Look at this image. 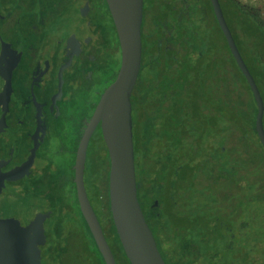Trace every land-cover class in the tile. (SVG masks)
Masks as SVG:
<instances>
[{
	"label": "trees",
	"instance_id": "1",
	"mask_svg": "<svg viewBox=\"0 0 264 264\" xmlns=\"http://www.w3.org/2000/svg\"><path fill=\"white\" fill-rule=\"evenodd\" d=\"M99 1L103 2L102 8L105 11L101 9L102 21L96 23L97 27L92 21L89 27L86 26L88 18L83 17L84 5L81 0H75L74 4L75 7L81 8L77 15L87 32L85 34L93 40L100 38L101 49L104 51L100 59L104 63L102 68L105 73L101 74L97 83L106 79V84H109L117 73L119 46L107 6L104 0ZM99 1L97 0V5ZM230 4V1L224 0L225 16L227 20L230 19L229 28L264 103V24L256 12L243 7L237 0H233L232 9L227 11V5ZM78 33L75 30L74 35L69 36L74 43L78 40L76 38ZM218 33L224 41L225 55L220 49L213 50L209 42L203 38L200 53L186 52L180 58L173 56L148 58L141 66L135 92L131 97L135 127L138 125L134 130L137 196L145 220L166 264H248L245 252H250V257L254 255L251 252V244H248V250L246 248L243 251L236 249L235 244L232 250V244L226 242L230 236L229 223L232 219L238 222L239 213L229 212V220L226 221L221 214L226 210L224 212L217 210L218 200L214 198L213 204L208 207L206 204L199 205L196 198L192 197L195 193L188 201V214L185 216L174 209L176 202L172 200L174 196L179 198L182 196L188 182L191 185L202 182L200 162H213L212 155L200 158L204 150L206 152L209 148L212 149L216 161L220 164L227 159L236 158L240 168L235 170V176H239L242 170L246 171L249 167L245 154L247 149L249 150V145L257 142L263 148L255 131L257 107L252 92L220 30ZM228 62L231 64L230 67L229 65L227 67ZM230 69L233 71L232 76ZM246 93L250 99L249 106H244L242 102ZM91 110L92 108L85 112L83 110L84 120ZM245 112L249 113L251 120L250 125L243 127L241 117ZM236 130L240 132L237 133ZM96 136L103 140L99 131L93 134L91 140ZM103 145L105 147L104 143ZM106 155L108 171L109 158L107 153ZM210 174H214V170ZM86 190L92 208L97 211L98 220L102 215L109 230L112 241L108 244L115 260L117 255L118 258H123L126 264H130L113 225L107 188L104 196L98 181L91 180ZM200 195L201 192L198 196ZM76 204L78 206L77 200ZM221 205L225 206L224 209H229L232 203L224 205L222 201ZM204 210L209 213L205 215V221H202L201 213L202 211L204 213ZM78 213L79 217L68 216L60 221L57 227L55 223L51 225L52 229L57 228V232L59 228L70 227L74 230L70 234L80 237L83 255L78 259L72 258L74 262L70 264H105L80 210ZM79 225H82V228ZM183 228L189 232L182 233ZM65 235L57 233L56 238L60 239ZM198 238L203 245L194 242ZM240 246L243 248L245 245ZM59 248L66 250L67 246ZM61 253L56 255L57 259L65 257ZM233 253H237L238 256Z\"/></svg>",
	"mask_w": 264,
	"mask_h": 264
},
{
	"label": "rangeland",
	"instance_id": "2",
	"mask_svg": "<svg viewBox=\"0 0 264 264\" xmlns=\"http://www.w3.org/2000/svg\"><path fill=\"white\" fill-rule=\"evenodd\" d=\"M237 1L256 12L264 24V0ZM57 2L58 0H0V264H70L74 262L72 258L78 259L84 252L79 235L70 234L74 231L72 228H59L57 232V228L52 229L51 226L55 223L57 227L68 216L79 217L73 162L83 129L76 119L75 122L71 120L61 124V130L57 129L56 118L54 126L50 123L52 114L57 117V110L51 104L62 97L61 80L54 82L53 91L45 95L42 75L46 69H55L52 48L58 41L69 49L68 52H72L69 46L79 44L88 36L77 15L81 8L75 7V0H66L61 4ZM212 25L209 22L203 36L200 34L195 38V51L201 52V40L205 38L213 50L220 49L225 55L224 41ZM75 30L79 32L76 38L80 39L74 43L69 36H73ZM72 60L71 54L62 68L69 69ZM228 65L231 66L230 62L227 67ZM232 72L230 69V76ZM88 91H85L86 94ZM74 99L76 102V95ZM8 101H12L10 107H7ZM249 101L246 93L242 99L244 106H249ZM44 105L48 107L46 111L43 109ZM19 108L24 110L22 112L26 116L23 117L21 128L7 123V117L18 114ZM35 114L37 123L33 119ZM241 119L243 127L250 125L249 113L245 112ZM10 126L12 127L8 128ZM33 126L37 127L36 131L30 129ZM15 141V145H20L22 150L20 156L17 155ZM8 146L11 155L8 154ZM42 152H45L44 157ZM245 154L249 167L235 176V170L240 168L236 158L227 159L220 164L212 149L209 148L206 152L204 150L200 158L212 155L213 162H200L203 185L202 182L194 185L188 182L182 196H174L172 200L176 202L174 209L185 216L188 214V201L195 193L197 196L192 197L196 198L199 205L206 204L208 207L213 204L214 198L218 200L217 210H226L221 213L226 221L229 212L239 213L240 222L245 223L242 228L244 235L241 241L236 239L235 245L251 244V252L257 255L260 252L258 243L264 237V185H260V180L264 182V150L260 144L253 142ZM85 166L86 186L91 180L102 184L108 174L107 155L102 140L98 137H93L90 141ZM212 170L214 174H210ZM41 175L42 183L36 187V181ZM103 194L106 196L105 191ZM222 201L224 205L232 203L231 207L224 209ZM204 211L201 213L202 221H205V215L209 213ZM237 223L239 222L233 219L229 223L234 227L233 231H236ZM79 227L82 228V225ZM185 232L188 233L189 230L183 228L182 233ZM57 233L67 234L65 236L68 237L56 238ZM199 240L201 241L198 238L194 242L203 245ZM59 246L67 248L61 250ZM61 252L65 257L57 259L56 255ZM116 263L126 264V261L116 255Z\"/></svg>",
	"mask_w": 264,
	"mask_h": 264
},
{
	"label": "water",
	"instance_id": "3",
	"mask_svg": "<svg viewBox=\"0 0 264 264\" xmlns=\"http://www.w3.org/2000/svg\"><path fill=\"white\" fill-rule=\"evenodd\" d=\"M228 48L252 92L257 112L255 131L264 147V103L223 17L218 0H210ZM120 48L114 80L101 94L77 146L74 182L80 213L105 264H117L90 204L83 181L89 139L98 124L109 158L108 202L120 244L130 264H166L150 230L138 196L134 164L131 93L141 67L143 0H106Z\"/></svg>",
	"mask_w": 264,
	"mask_h": 264
},
{
	"label": "flooded vegetation",
	"instance_id": "4",
	"mask_svg": "<svg viewBox=\"0 0 264 264\" xmlns=\"http://www.w3.org/2000/svg\"><path fill=\"white\" fill-rule=\"evenodd\" d=\"M63 1L65 2L66 0H58L57 4L59 3L61 4V2ZM228 1H230L231 4L227 5V11L229 9L231 10L232 9L231 7L233 5V0H228ZM81 2L84 5L83 7L84 12L82 10L83 17L88 18L86 19L87 27H89L90 23L92 24V22L96 26V23L98 21L99 22L102 21L101 19L102 10L101 9H103L102 8L103 2L99 1L100 2L98 3L99 6L96 3L97 0H81ZM218 2L222 10L223 17L229 28L230 19L227 20L225 16L226 11L223 8L224 0L222 2L221 0H218ZM104 4L107 6L108 14L112 20L106 0H104ZM103 10L105 11V9ZM209 22L213 23L212 26L215 29V32L217 34H219L218 31L220 30L223 38L225 39L219 27V24L217 22L216 16L213 11V6L210 0H143L142 22H141V28H140L141 66L148 60V58H162L163 56H167V57L173 56L175 58H180L181 56L186 54V52H190V54H192L193 52H195V48H194L195 38L199 36L200 34H202L203 36V32L207 30ZM112 24L115 30L113 20H112ZM100 29H101V25L98 28V32ZM115 35L117 37L116 30H115ZM202 36L200 37V39H202ZM77 39L79 40L80 38H77ZM63 45L64 44H60V41H58V43L53 46L52 50H54V52L52 54V60L56 62L55 69H51V68L46 69L45 71H43V75H42L43 80H44V83H43L44 90L43 91L45 92L44 93L45 95H48V93L52 92L53 91L52 86L54 82H59L61 79L60 91H61L62 97H59V100L53 101L51 104L57 110V117H55V115L52 114L50 123L54 126L55 118H56V122L58 123L57 129L61 130V126H62L61 124L67 123L71 120L75 122V119H76L77 123L81 126L84 132L85 127L89 121V118L91 117L92 112L95 108V105L97 104L101 94L103 93L105 88L114 80L116 75L109 84H106L107 82L106 79L104 82L100 81L99 83H97L98 79L101 78V74L105 73L104 68H102V65H104V63L100 59V56L104 53V51H102L101 49L100 38L93 40V38L89 37L88 35L86 38H84L82 42H79V44L69 46V48H72V52H68L67 50L69 49H67L66 47L64 48ZM118 46H119V42H118ZM71 54H72L73 60H72L70 68L69 69L62 68L63 63L66 61V59H69V56ZM244 62L246 64L245 60ZM119 65H120V48H119L118 68H119ZM60 67L62 68L61 72H60ZM140 70H141V67H140ZM117 72H118V69H117ZM135 86L132 90L131 97L132 95H134ZM86 90L87 91L89 90L87 94L85 92ZM75 95H76V102L74 101ZM11 103L12 101H8L7 107H10L12 105ZM131 107H132L131 114H132L133 147H134V157H135L136 151H135V143H134L135 142L134 130L138 125H136L135 127V122L133 119L134 108H133L132 102H131ZM47 108L48 107L44 105L43 107L44 111H46ZM54 108L52 109L53 113H54ZM85 108H87L88 110L92 108L86 120L83 119L84 118L83 110L84 112L88 111ZM70 110H73V111L68 112ZM18 111H19L18 114H13L14 116L7 117L8 118L7 123L9 125L14 124V126L21 128V124L23 123V117L25 118L26 116H24L25 112H22L24 110H22L21 108H19ZM33 119L37 123L36 114ZM11 127L12 126L8 128H11ZM33 127L34 128H30V129L31 130L35 129L36 131L37 127L36 126H33ZM16 131H18V129ZM98 131L101 134L100 124H98L96 128L94 129L89 139L88 146H89V143L91 141L93 134L97 133ZM10 143H12L11 140H10ZM16 143L17 141L14 142V145ZM102 143H104L103 140H102ZM19 146L20 145H15V147L18 150V153H17L18 156L21 155V151H22ZM88 146H87V151H86V159H87V153H88ZM7 149H8L7 150L8 154L11 155L10 147L8 146ZM45 152H46V149H45ZM45 152L41 153L42 156L43 155L45 156ZM105 152L107 153V149L105 150ZM86 159H85V162H86ZM74 160H75V157H74ZM73 165H74V162H73ZM108 171H109V168H108ZM41 177L42 175L38 177V181H36V187H38V185L42 183ZM106 178H107V174L105 175V178L103 179V183L100 184V187L102 188L103 192L106 191V188L108 191V182H107L108 179ZM83 181H84V187L86 190L87 186L85 185V166H84V172H83ZM73 182H74V166H73ZM261 184L263 187L264 182L260 183V185ZM74 190H75V198L77 200L75 182H74ZM86 194L88 196L87 190H86ZM77 203H78V200H77ZM78 207H79V204H78ZM93 210L96 214L97 211L95 209ZM98 221L100 223V226L102 228L103 234L107 242L111 243L112 239L110 237L108 228L104 224L105 221L103 220L102 215ZM215 222L217 223L218 220ZM238 222L239 223H237L236 231H233L234 227L230 226L228 228V231L230 232V236H229V239L226 240V242L227 244H232L231 245L232 250L234 248L233 245L235 244L236 239L239 238V240L241 241L244 235L242 228H244L245 223L240 222V220ZM263 234H264V231H263ZM236 246H237L236 249L239 248L240 250L242 249L243 251H245V249L247 248L246 250H248V244H246L243 248H241L240 245H236ZM259 248H260V252L257 255L254 254L252 257H250V254H251L250 252H245L246 253L245 255L248 256L249 261L251 258L253 259L252 262L248 261L247 262L248 264H264V237H263L262 242L259 243ZM233 254L237 255V253H233Z\"/></svg>",
	"mask_w": 264,
	"mask_h": 264
}]
</instances>
